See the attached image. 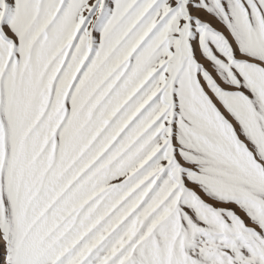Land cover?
I'll list each match as a JSON object with an SVG mask.
<instances>
[{
    "label": "snow or ice",
    "instance_id": "obj_1",
    "mask_svg": "<svg viewBox=\"0 0 264 264\" xmlns=\"http://www.w3.org/2000/svg\"><path fill=\"white\" fill-rule=\"evenodd\" d=\"M0 264H264V0H0Z\"/></svg>",
    "mask_w": 264,
    "mask_h": 264
}]
</instances>
